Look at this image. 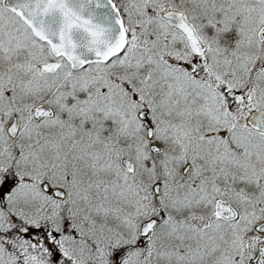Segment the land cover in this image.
<instances>
[{
    "label": "snow or ice",
    "instance_id": "snow-or-ice-1",
    "mask_svg": "<svg viewBox=\"0 0 264 264\" xmlns=\"http://www.w3.org/2000/svg\"><path fill=\"white\" fill-rule=\"evenodd\" d=\"M0 264H264V0H0Z\"/></svg>",
    "mask_w": 264,
    "mask_h": 264
}]
</instances>
